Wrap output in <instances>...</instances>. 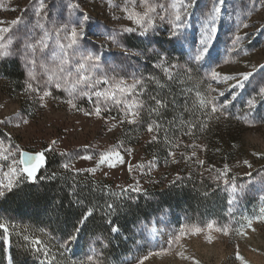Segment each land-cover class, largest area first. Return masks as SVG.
Returning <instances> with one entry per match:
<instances>
[{
  "label": "rangeland",
  "instance_id": "rangeland-1",
  "mask_svg": "<svg viewBox=\"0 0 264 264\" xmlns=\"http://www.w3.org/2000/svg\"><path fill=\"white\" fill-rule=\"evenodd\" d=\"M173 2L0 0V27L9 28L0 41L7 45L0 51L9 52L0 57V144L16 153L0 160V182H6L19 149L31 155L44 152L45 161L48 153L61 156L64 171L92 179L93 190L114 201L107 213L114 212L119 197L152 199L154 191L165 189L199 191L196 184L207 191L198 205L178 200L127 224L124 229L135 238L119 256L111 254L108 263L101 252L109 242L102 234L83 237L86 225L77 232L81 237L68 244L61 231L31 229L18 213L5 210L2 202L9 193L44 181L43 166L34 183L23 180L0 197V223L8 228L0 245L7 246V253L23 245L38 254L60 249L90 264H264V96L259 92L264 87V0H225L212 62L192 65L187 72V49L173 42L169 25L160 19L171 17ZM145 3L155 9L150 12L154 28L143 37L139 29L119 32L136 27L127 17L143 14ZM211 3L197 0L186 32L193 42L202 10ZM81 23L85 36L69 47L70 30L79 31ZM116 34L122 48L111 42ZM236 36L242 40L233 50ZM85 53L98 59L81 60ZM161 59L171 79L156 66ZM80 63H85L84 69ZM3 69L22 73L24 81H9ZM213 69L236 79L216 83L209 78ZM244 73L251 74L249 80L242 79ZM238 83L243 87H233ZM119 87L128 91L121 93ZM210 87L215 89L211 95L216 106L228 105L223 115L200 106ZM45 91L50 95L44 97ZM97 91L111 95L97 97ZM69 99L77 107L68 104ZM105 156L111 157L107 164ZM115 221L116 215L100 231H109ZM29 233L41 243L8 238ZM59 256L62 260L56 264H69L62 252ZM37 264L54 263L43 257Z\"/></svg>",
  "mask_w": 264,
  "mask_h": 264
},
{
  "label": "trees",
  "instance_id": "trees-1",
  "mask_svg": "<svg viewBox=\"0 0 264 264\" xmlns=\"http://www.w3.org/2000/svg\"><path fill=\"white\" fill-rule=\"evenodd\" d=\"M13 74H17L14 77ZM3 75L11 81L21 83L24 81L22 73H14L8 69H3ZM63 158L59 155H48L44 163L45 169L41 174L47 177L39 185L24 184L21 188L9 193L2 202L5 210L18 213L23 218L25 223L31 228H53L61 231L64 238L75 236L79 239L75 229H79L86 225L87 232H84L83 237L90 238L95 234H102L103 238L109 242L110 247L101 252L102 260L111 262V254L119 256L126 246L133 241L135 234L125 230L127 224L134 222L136 218L146 212L153 213L154 211L164 206H173L178 200L189 206L198 205L204 200L202 194L207 192L200 190L201 184H196V190H172L165 189L160 192L158 190L152 193V199H147L145 196L137 197L135 200H128L124 197H119L114 205V212H108L107 206L114 201L104 193L95 192L93 190L94 182L92 179H82L80 176L67 173L63 168ZM183 200V201H182ZM92 210V216L86 220L83 218L87 212ZM116 215L117 221L111 226L109 231H100L105 228L104 224ZM116 227L118 230L113 231ZM65 228V229H64ZM16 235V234H15ZM29 235V236H28ZM26 237L23 234L19 237L11 235L10 241L35 240L37 235L29 233ZM2 235H0L1 237ZM7 242V241H6ZM5 242V243H6ZM60 249L48 250L42 254L35 253L28 246H19L10 249L7 253V246L0 245V264H5L9 259L14 261V264H37L39 259L47 257L54 264L59 263V254H64V259L69 264H90L88 260L76 259L74 255H66ZM10 254V255H9Z\"/></svg>",
  "mask_w": 264,
  "mask_h": 264
},
{
  "label": "snow or ice",
  "instance_id": "snow-or-ice-1",
  "mask_svg": "<svg viewBox=\"0 0 264 264\" xmlns=\"http://www.w3.org/2000/svg\"><path fill=\"white\" fill-rule=\"evenodd\" d=\"M225 0H212L211 7L205 11L202 10V15L200 18V29H199V35L195 42L192 41V39L186 34L187 28L189 27V21L192 17V11L196 7L197 0H174L171 7L174 10L173 14L170 18L160 17L162 21H166V23L170 27V36L175 38L173 42L179 44L180 48L187 49V60L186 64L189 65V68L186 69L187 71L191 70V66L195 65L197 67H200L203 63L206 62H212V52L216 51V45L219 43L217 33L219 31L217 27V21L220 19V16L223 12V5ZM43 7V5H41ZM78 7V6H77ZM146 8L145 12L143 14L139 13H131L128 15L127 19L136 25V27H122L119 29V32L123 33H134L139 29V35L141 37L147 35V33L154 28V22L153 19L150 16V12L155 11L154 8L149 7L146 3L144 5ZM83 19L87 21L88 17L84 16ZM17 23L16 21H13V24ZM39 27H43V25H38ZM244 27H248V25H244ZM9 32V28L7 27H0V41L4 40V33ZM85 36V30H84V24L81 23L79 25V31L77 28L73 27L70 30V36H69V47L77 45L78 41ZM242 37L236 36L235 39L232 41L233 50L236 49L237 45L241 42ZM111 42L117 47L122 48V45L118 39V34L111 36ZM11 43V41H9ZM0 49H7V45L4 43H0ZM126 51V49H124ZM139 54V53H137ZM9 55V52L7 50L0 51V57H6ZM159 55V53H158ZM98 59V57H94L91 54L85 53L81 55V60L84 61H94ZM166 61L164 59L160 60V63L156 65L158 68H161L163 72L168 75V77L171 79V73L169 72V67L166 66ZM80 69L85 68V63L79 64ZM172 68H175L176 65H171ZM29 77H33V73L30 71L28 73ZM250 73H244L242 76V79L244 81L249 80ZM209 78L216 82V83H227L230 80L236 79L235 76L231 75H224L222 76L221 73H219L216 70H211ZM104 83H107V81H104ZM140 81L137 80L135 83L131 86L132 89H135L136 85L139 84ZM56 87L59 88L60 85L56 84ZM233 87H243L242 83H238L233 85ZM29 88H31V85H29ZM119 91L121 93L127 92L128 88L125 87H119ZM212 92H215V89L209 88V95L206 99H201L200 106L202 108L210 109L211 113H220L221 115L224 114V110L227 109L228 105L221 102L220 106H216L215 102V96L211 95ZM259 92L261 96H264V87L259 88ZM44 97H47L50 95L49 92H44ZM69 95H71V92H69ZM97 97H109L111 94L109 93H101L97 91L95 93ZM219 96L223 97L225 93L223 91H220L218 93ZM43 99V97H41ZM68 104H70L73 108L77 107V105L74 103L73 99H69L67 101ZM119 103V101H117ZM254 104V100L248 101V106L251 108ZM101 113V109L97 107L95 109V114L99 116ZM133 116L137 115V113H132ZM130 123L134 121H129ZM152 131L153 129H149ZM53 144H55V141H53ZM18 153V160L13 159L12 164L9 167V171L5 174L6 176V182H0V197H3L5 195V190L11 191L14 187H16L21 181H31L35 182L37 179V172L40 168L44 166L45 163V154L44 152H38L35 155L29 154L27 151H20L19 149L16 150ZM8 153V154H5ZM16 153H9L8 149L4 148L2 144H0V160L7 161L9 160L10 156H14ZM84 160H90L92 157L90 156H84ZM111 159L109 156L104 157V164H107V161ZM102 164V165H104ZM65 168H68V165H64ZM92 211L89 210L87 212V215L83 218L86 220L88 217L92 216ZM76 232L79 231V226L75 229ZM8 232V228L3 223H0V235L5 234ZM75 239V236H71L69 240L67 241L68 244L72 242V240ZM35 244H40L41 242L39 240L33 241ZM143 264V261L141 262Z\"/></svg>",
  "mask_w": 264,
  "mask_h": 264
}]
</instances>
